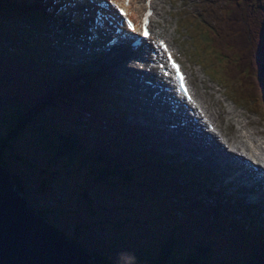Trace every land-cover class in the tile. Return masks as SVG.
Returning a JSON list of instances; mask_svg holds the SVG:
<instances>
[{
  "label": "rangeland",
  "instance_id": "rangeland-1",
  "mask_svg": "<svg viewBox=\"0 0 264 264\" xmlns=\"http://www.w3.org/2000/svg\"><path fill=\"white\" fill-rule=\"evenodd\" d=\"M22 1L29 3L34 0ZM39 1L44 4V0ZM245 1V7L236 4L232 7L230 3L226 4L224 0H211V2L209 0H157L158 12H161L158 23H156L157 30H161L167 36L171 34L176 45L181 48L185 65L190 68L193 85L198 86V94L206 101L204 105L211 114H214L215 119L220 121L218 123L219 133L232 142L233 140L236 141L237 133L248 141L241 132H238L237 125H244L243 127H248L255 132L263 130L264 114L258 111L259 115L250 111L251 106L238 102L237 96L231 93L230 86L228 91H224L222 86L212 82L203 73L205 70L210 75L214 74L211 75V78L221 82L215 78V75L218 76L220 73V69L218 71L209 70L207 67L208 60H211L210 54L201 56L203 62L196 59L195 56L201 51L198 41H202L208 36L202 32L196 36V33L194 34L188 29L190 30L191 43L197 50L194 53L191 43L184 40L182 35L184 29L179 26V23L195 16L203 18L205 22L212 23V25H217L216 22H219L220 26L221 23L227 24L231 20H238L239 23L248 25L253 46L260 47L264 53V0ZM134 4L138 5L134 10L138 13L140 11L139 3L134 1ZM238 11L244 12L243 20H239L236 15ZM26 26L36 32L24 35L26 37H38L40 36L38 33H42L41 36L50 38H47V41L55 40L60 45H64L65 41L69 39H74L76 40L75 51H79L81 44H86L75 35L71 36V32L66 33L71 37H64L65 41L58 39L48 20L44 22L33 21ZM78 32H85L83 26L78 28ZM11 41L14 39L0 41L1 50L12 48ZM19 45L25 47V44L19 43ZM53 53H58V48ZM66 53L70 54L67 50ZM38 55L39 53H37ZM16 56L19 54L16 53ZM47 63L44 64L48 65ZM123 64L124 60L116 62L113 68H121ZM217 67V65L214 66V68ZM98 70H102V67L100 66ZM38 80V78L25 80L22 77L19 81L0 83V134H3L7 129V115L4 112L11 108L9 99L13 97L30 100L38 94V89H36L39 85ZM114 84L118 87L115 82H113ZM226 84L230 85L228 82ZM113 85L111 86L114 87ZM103 88L105 89L101 88L96 92L100 98L106 93L113 94L108 91L107 87L104 86ZM87 96L89 97L90 94H84V97ZM77 100H80L78 95L71 100L70 104L55 103L46 106L41 111L40 117L45 119L49 126L60 127L66 132L74 130L86 134L96 133L100 108L89 106L87 108L91 110L88 113L85 109L86 106ZM130 102L129 110L139 115L135 110L136 106L132 104V101ZM247 109L249 111H246ZM109 111L117 117L119 116V109L115 111L110 108ZM231 111L232 113H230ZM121 117L127 122L124 123V126H119L117 123L110 124L114 128L120 127L119 130L122 132H127L130 124H132L131 118L127 113ZM138 121L140 124L143 122L140 118ZM34 127L31 124L12 142L10 150L5 153L6 168L12 175H17L19 178L23 187V195L28 204L35 209L44 210L50 223L91 255L96 253L113 260L115 264H128L131 254L137 247L143 243L150 244L153 242L152 245L157 244L155 241L163 240L169 231V227L175 224L179 227H186L191 237H196L199 231L203 229L201 222H203L202 218L205 213L202 205L214 202L217 200L216 198H219L206 189L209 182L214 180L212 175L207 174L206 181L202 186L200 184L202 182L197 176L198 172H195L194 181L191 182L178 168L171 167L170 163L155 165L157 167L167 165L162 170L158 168L160 171H155V174L146 172L149 170L148 168L144 169L139 178L130 184L122 183L119 186L112 184L111 186L107 182L93 181L80 168H61L49 164L45 150L36 143V138L33 137L34 134L31 129ZM123 128L126 130H122ZM192 164L195 162L187 166L190 167ZM164 170L166 171L164 172ZM165 177L173 178L177 185L180 183L182 186L171 189L170 184H166L164 181L165 179L168 180ZM184 179L187 182H184ZM217 183L220 184L216 182L215 185ZM157 184H162V186ZM230 193L231 191H226L224 197ZM178 205L185 206L184 212L176 210ZM128 219H130L129 222H127ZM135 219L136 222H133ZM206 222L205 226L207 225ZM254 229L259 230L257 226Z\"/></svg>",
  "mask_w": 264,
  "mask_h": 264
},
{
  "label": "trees",
  "instance_id": "trees-1",
  "mask_svg": "<svg viewBox=\"0 0 264 264\" xmlns=\"http://www.w3.org/2000/svg\"><path fill=\"white\" fill-rule=\"evenodd\" d=\"M6 11L9 13V18L5 21L8 23L16 22L12 20L13 13L16 17H23L24 15V12L17 8H9ZM236 15L239 20L244 19L243 11L236 12ZM184 17L186 16L184 15ZM187 21L186 19L183 20L184 24ZM220 27L221 30L214 37H209L206 42L202 40V44L199 43L201 51L198 55L210 54L211 57L218 59L219 54L223 53L221 49L229 51L231 54L229 72L236 74L231 79L240 80V84L236 90H232V94L238 98H241L243 93H246V96L257 94L260 95L259 99H264V54L260 47L253 46L248 25L239 23L238 20H231L227 24L221 23ZM198 28L205 30V28L211 27L204 24L203 26L199 25ZM18 31L15 32L18 34ZM14 36L17 37V35ZM32 53L31 58L34 55L33 49ZM12 55L1 50L0 47V83L19 81L23 75L29 72L26 69L27 66L24 63L15 62ZM198 55L197 57H199ZM227 70H225L226 74ZM75 71L76 69L67 79H77L76 84L81 79L87 81V76L80 77L79 73ZM81 72L84 73L82 70ZM229 72L227 75H230ZM41 73L47 74L45 69L41 70ZM33 77L37 78L34 75ZM53 78L48 84H44L43 79L39 80L38 94L30 100L13 97L9 99L11 108L4 112L7 115V129L3 134H0V164L7 166L6 151L10 150L12 142L32 124L35 126L31 129L34 134L33 137L36 138V143L45 150L49 164L61 168H80L93 181H102L111 186L112 184L119 186L122 183L135 182L139 178V174L141 175L146 168L151 172L162 170L161 165L155 166L158 164L157 162H149L148 160L137 162V154H134L136 150L131 145V141L124 137H116L112 129L108 132V129L101 124L105 123L106 119H101L98 122L103 138L95 137L96 134L92 136L75 131L66 132L60 127H52L46 124V120L40 117L41 111L46 106H51L57 102L70 104L75 96L81 95L82 90L80 88L84 87L83 84H90L87 81L71 86L69 84L73 80ZM90 78L92 77L90 76ZM29 79L31 78L26 76V80ZM244 82L247 84L244 85ZM246 85L250 86L247 87ZM241 89L243 90L242 93ZM86 100H81L80 103L85 104ZM100 101H96L97 106L101 105ZM252 107L253 109L264 110V102L261 100L254 101ZM187 178L191 182L194 181L190 175ZM12 179L16 190L23 193V187L17 175L13 174ZM167 179L164 181L166 184L169 183L170 187L176 189V187L182 186L180 183L177 185L173 178ZM184 182L187 180L184 179ZM162 184L160 185L162 186ZM219 203L220 205L212 203L204 207L206 212L202 218L203 222H201L203 229L199 231L196 237H191L186 227L172 225L163 240L155 241L157 244L152 245L153 242L150 244L143 243L137 247L131 254L128 264H264V239L258 236L259 234L256 232L243 229L244 224H241L242 221L234 216L233 207L228 201ZM184 207L178 205L176 210L184 212ZM37 211L44 217L46 216L44 210L37 209ZM211 216L213 219L206 222L207 218ZM129 221L130 219L127 222ZM133 222H136V219ZM205 222L207 223L206 226ZM93 256L95 263L115 264L106 256L102 257L103 255L96 253H93Z\"/></svg>",
  "mask_w": 264,
  "mask_h": 264
},
{
  "label": "water",
  "instance_id": "water-1",
  "mask_svg": "<svg viewBox=\"0 0 264 264\" xmlns=\"http://www.w3.org/2000/svg\"><path fill=\"white\" fill-rule=\"evenodd\" d=\"M92 259L28 205L6 166L0 164V264H96Z\"/></svg>",
  "mask_w": 264,
  "mask_h": 264
},
{
  "label": "bare ground",
  "instance_id": "bare-ground-1",
  "mask_svg": "<svg viewBox=\"0 0 264 264\" xmlns=\"http://www.w3.org/2000/svg\"><path fill=\"white\" fill-rule=\"evenodd\" d=\"M119 1H121V3H123L124 2V0H119ZM137 2H141V6H142V8H146V6L148 5V2L146 1V0H140V1H137ZM151 3H154V1H152ZM138 7V5L137 4H134V0H132L131 2H130V4H129V6H128V9H129V11H130V13L132 14V15H134V16H136L137 17V13L134 11L135 10V8H137ZM65 9L67 10V12H68V14H71L70 16H72L73 15V12L68 8V7H66L65 6ZM155 33L156 34H159L158 33V31H155ZM69 44H72V43H69ZM82 54H86V51H84V50H82ZM227 70V69H226ZM228 71V70H227ZM111 73H109L110 75H115L114 74V72L113 71H110ZM122 74H124V76H125V78L124 79H122V78H120L119 80H120V82H123V83H130V84H133V82L131 81V80H129V79H127L126 78V76L127 75H130L131 73H133L134 72V68H132V67H130V68H125V69H123V70H121L120 71ZM227 74H228V72H227ZM212 75V74H211ZM213 76V75H212ZM229 76V75H228ZM232 76H230V78H231ZM215 78H216V76H215ZM247 80V79H246ZM251 80V79H250ZM249 80V81H250ZM240 81V80H239ZM243 82V81H242ZM196 83V82H195ZM227 83V82H226ZM249 83V82H248ZM245 84H247V83H245L244 82V85ZM243 85V86H244ZM230 86V85H229ZM247 86V85H246ZM250 86V85H249ZM249 86H247V87H249ZM254 86V85H253ZM198 87V86H197ZM245 87V86H244ZM239 88V87H238ZM242 88V87H241ZM222 89V88H221ZM237 89V88H236ZM252 89V88H251ZM242 90V89H241ZM243 92V91H242ZM248 93H250V92H248ZM257 96H259V95H257ZM133 99V103H134V105L135 106H137L138 104H139V100H137L136 98H132ZM207 100V99H206ZM259 105V104H258ZM261 106V105H260ZM262 108H263V106H262ZM263 110V109H262ZM232 121V120H231ZM217 122L219 123L220 121L217 119ZM183 128L186 130V132H188V130L186 129V127H184L183 126ZM199 137L200 138H202V139H204V135H203V133H201V132H199ZM199 137L196 139V141L194 142V143H190V145H192V146H196V148L195 149H192L191 151H190V155H189V157L191 158V157H197V155H199L200 154V151H199V147H202L203 146V143L199 140ZM258 140H262L263 139V137H259V138H257ZM257 139H253V140H257ZM174 147H175V149L177 150V152H179V149H182V148H179L178 146H179V144H178V142H176V143H173L172 144ZM186 150V148H184L183 149V151H185ZM198 163H201V162H198ZM202 164V163H201ZM218 165V162H216L215 163V167ZM215 167H213V169L215 170ZM214 170H211V172L212 171H214ZM213 176H215L216 177V174H213ZM264 179V178H263ZM256 185H254L253 187H255ZM207 189V188H206ZM205 192V191H204ZM210 193V192H209ZM247 198V196H245V199ZM258 201H260L261 202V200H260V198L259 197H257V202ZM260 204V203H259ZM258 204V205H259ZM128 253V252H127ZM101 254V253H100ZM102 257H104V256H102ZM107 259V258H106ZM93 262H94V256H93ZM110 260V259H109ZM95 263V262H94ZM118 263H120V262H118ZM96 264H98V263H96ZM99 264H101V263H99ZM126 264V263H125Z\"/></svg>",
  "mask_w": 264,
  "mask_h": 264
},
{
  "label": "snow or ice",
  "instance_id": "snow-or-ice-1",
  "mask_svg": "<svg viewBox=\"0 0 264 264\" xmlns=\"http://www.w3.org/2000/svg\"><path fill=\"white\" fill-rule=\"evenodd\" d=\"M110 2L113 3V4H115V7H116V8H120V5H119L118 3H116L115 0H110ZM149 2H150V0H149ZM120 11H121V13H123V9H120ZM124 14L126 15V13H124ZM150 14H151L150 12L145 14V26H144V31H143V33H142V34L145 35V36L148 34V33H147L146 24H147V16L150 15ZM128 27H129V28H132L133 30H135V29H134V26H133L132 23H131V21H128ZM161 44H163V42H161ZM170 59H171V58H170ZM173 67H175V64H173ZM176 80L180 83L181 90H182V91H185V95H187V92H186V90L184 89V85H183V82H182L181 77H180L179 74H177V76H176Z\"/></svg>",
  "mask_w": 264,
  "mask_h": 264
}]
</instances>
